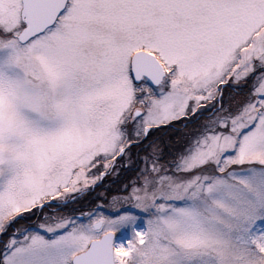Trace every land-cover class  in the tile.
Masks as SVG:
<instances>
[{"label":"snow or ice","instance_id":"obj_1","mask_svg":"<svg viewBox=\"0 0 264 264\" xmlns=\"http://www.w3.org/2000/svg\"><path fill=\"white\" fill-rule=\"evenodd\" d=\"M0 264H264V0H0Z\"/></svg>","mask_w":264,"mask_h":264},{"label":"trees","instance_id":"obj_2","mask_svg":"<svg viewBox=\"0 0 264 264\" xmlns=\"http://www.w3.org/2000/svg\"><path fill=\"white\" fill-rule=\"evenodd\" d=\"M133 153H135V148H133ZM117 167L119 168V162H117ZM120 173H121V176L125 175L123 169H120ZM114 182H115V176H107V177L104 178L101 187H103L104 185H107V184L108 185H112Z\"/></svg>","mask_w":264,"mask_h":264},{"label":"rangeland","instance_id":"obj_3","mask_svg":"<svg viewBox=\"0 0 264 264\" xmlns=\"http://www.w3.org/2000/svg\"><path fill=\"white\" fill-rule=\"evenodd\" d=\"M107 177V176H106ZM112 178V177H111ZM114 178V177H113ZM108 185V184H107Z\"/></svg>","mask_w":264,"mask_h":264}]
</instances>
